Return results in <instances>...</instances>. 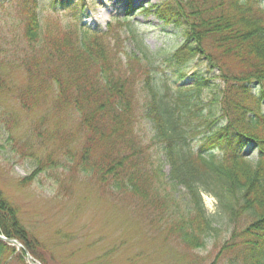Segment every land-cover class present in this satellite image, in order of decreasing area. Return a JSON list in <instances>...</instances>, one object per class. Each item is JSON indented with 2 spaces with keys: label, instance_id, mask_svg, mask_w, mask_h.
Returning a JSON list of instances; mask_svg holds the SVG:
<instances>
[{
  "label": "trees",
  "instance_id": "1",
  "mask_svg": "<svg viewBox=\"0 0 264 264\" xmlns=\"http://www.w3.org/2000/svg\"><path fill=\"white\" fill-rule=\"evenodd\" d=\"M94 2L0 0V12L15 8L22 18V36L10 56L24 77L23 84L13 83L10 88L12 74L0 73V95L13 93L32 120L29 137L63 151L73 159L77 172L94 177L108 192L136 202L151 223L160 225L166 240L194 251L205 248L213 233L219 235L202 199L208 194L217 201V217L227 223L228 236L220 250L236 256L227 262L264 264V9L258 8L260 1L164 0L141 8V15L179 30L182 42L162 66H154L143 51L145 62L126 57L124 67L102 47L113 26L120 28V22L128 26L135 10H128L122 21L112 20L106 31L89 30L80 22ZM58 23L81 29L83 37L72 43L75 46L64 47L49 34L52 30L41 27ZM128 34L140 49L135 31L129 29ZM165 68L177 83L187 76L194 83L177 88L173 98L167 82H157ZM204 91L210 108L198 116L191 109H200ZM183 107L187 115L180 114ZM141 118L151 126L149 146L137 135ZM16 124L10 117L0 127L8 136L1 149L17 158L34 157L37 170L15 181L0 165V235L20 242L34 261L50 264L4 189L30 186L37 172L51 166L52 152L41 163L37 149L29 137L20 138ZM152 144L171 168L169 184L162 179L161 164H149L146 158ZM176 187L185 190L183 203L171 195ZM14 253L23 260V251L0 241V264H11L8 259Z\"/></svg>",
  "mask_w": 264,
  "mask_h": 264
},
{
  "label": "rangeland",
  "instance_id": "2",
  "mask_svg": "<svg viewBox=\"0 0 264 264\" xmlns=\"http://www.w3.org/2000/svg\"><path fill=\"white\" fill-rule=\"evenodd\" d=\"M162 1L164 0H95V5L82 18L80 25L89 30L106 31L107 24H111L114 19L122 21L125 13L134 8L135 13L130 17L129 25L120 22V28L113 26L112 32L104 40L102 51H106L110 58L116 56L121 62L118 66L124 67L128 63L126 57L145 62L143 51L154 66H162L164 59L182 42L180 31L171 26L164 27L155 17L140 13L141 8L155 6ZM259 1L258 8L263 10L264 0ZM21 20L20 12L15 8L0 12V73L12 74V81L7 83L10 88L24 82L22 73L11 63L13 57L10 56V49L15 48L22 36V27L19 26ZM41 27L43 30H52L49 34H54L56 40L66 48L75 46L72 43L78 42L84 34L81 29L76 30L71 26L64 28L61 23ZM129 29L135 31L134 37H137L140 49L128 34ZM47 31L43 33L48 35ZM157 82L160 85L167 82L170 95L175 98L176 89L181 86L191 87L194 79L187 76L177 83L171 71L165 68L158 73ZM12 94L0 95V127L10 117L13 118L18 122L16 126L18 125L20 138L25 141L31 133L32 120L28 119ZM208 100V92L204 91L200 96V109L192 108L191 112L198 116L208 113ZM186 111L183 107L180 114L187 115ZM138 126V137H142L149 146L151 126L145 118L140 119ZM192 129L190 127L189 132ZM30 137L28 142L34 150L37 149V158L41 163L52 152L51 166L48 163V168L37 172L36 179L30 186L16 189L11 185L9 189V185H5L4 190L8 192L9 200L19 209V218L24 226L41 242L50 264H229L227 259L236 258L234 254L220 250L221 241L228 236L229 231L226 221L217 217V201L211 195L203 194L202 199L207 214L215 218L219 235H210L205 248L185 251L183 246L166 240V234L160 229V225L151 223L148 213L141 210L132 199L123 194L108 192L95 182L94 177L77 172L73 159L62 154L63 151H57L49 144H41L34 135ZM7 140V134L0 128V145H6ZM196 142L191 145L193 153L197 150ZM156 148L152 144L145 151L146 158L149 159V164H161L159 165L164 174L162 179L165 184H169L171 168ZM248 156L255 158L251 153ZM33 158L14 157L0 146V165L5 168L10 179L15 181L28 177L37 170ZM184 193V189L176 187L172 189L171 195L183 203ZM11 259V264H32L25 258L19 260L17 253L9 257L8 261ZM33 264L40 263L34 261Z\"/></svg>",
  "mask_w": 264,
  "mask_h": 264
},
{
  "label": "water",
  "instance_id": "3",
  "mask_svg": "<svg viewBox=\"0 0 264 264\" xmlns=\"http://www.w3.org/2000/svg\"><path fill=\"white\" fill-rule=\"evenodd\" d=\"M0 241H4V242L8 243L9 245H11L13 247H16L17 250H20L21 249L25 253L26 260L32 262V258L29 255L28 251L25 250L23 248V246L17 240H15V239H8L5 236H3V235L1 236L0 235Z\"/></svg>",
  "mask_w": 264,
  "mask_h": 264
}]
</instances>
